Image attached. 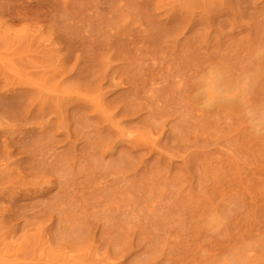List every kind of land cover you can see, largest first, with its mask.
<instances>
[{"label": "rangeland", "instance_id": "rangeland-1", "mask_svg": "<svg viewBox=\"0 0 264 264\" xmlns=\"http://www.w3.org/2000/svg\"><path fill=\"white\" fill-rule=\"evenodd\" d=\"M0 264H264V0H0Z\"/></svg>", "mask_w": 264, "mask_h": 264}]
</instances>
